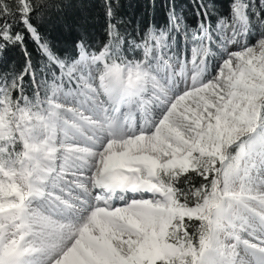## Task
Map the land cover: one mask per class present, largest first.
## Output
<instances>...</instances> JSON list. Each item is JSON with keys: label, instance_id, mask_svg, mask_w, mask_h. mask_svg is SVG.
<instances>
[{"label": "snow or ice", "instance_id": "1", "mask_svg": "<svg viewBox=\"0 0 264 264\" xmlns=\"http://www.w3.org/2000/svg\"><path fill=\"white\" fill-rule=\"evenodd\" d=\"M84 7L0 0V264H264V0Z\"/></svg>", "mask_w": 264, "mask_h": 264}, {"label": "trees", "instance_id": "2", "mask_svg": "<svg viewBox=\"0 0 264 264\" xmlns=\"http://www.w3.org/2000/svg\"><path fill=\"white\" fill-rule=\"evenodd\" d=\"M77 2H79V0H77ZM146 2L147 0H120V3L123 4V8L120 11L122 14L126 13L128 16L133 14L136 16H143ZM175 2L178 9L182 8L189 21L194 23L190 7L191 0H175ZM84 4L85 7L83 9L70 10V16L71 18H77V13L80 15H87L90 18L89 32L93 38L98 41L103 35V13L100 7V0H84ZM156 18L158 22H163L164 20L163 12L159 9L157 10ZM46 31L51 37L56 39L57 46L60 48L67 47L76 35L75 31L69 32L68 28L62 22L48 25ZM29 48L30 50L33 48L31 43H29ZM9 59H14L17 62L21 60L19 54L15 52L9 54Z\"/></svg>", "mask_w": 264, "mask_h": 264}]
</instances>
